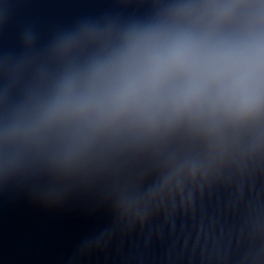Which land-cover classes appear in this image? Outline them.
<instances>
[{
  "label": "water",
  "instance_id": "water-1",
  "mask_svg": "<svg viewBox=\"0 0 264 264\" xmlns=\"http://www.w3.org/2000/svg\"><path fill=\"white\" fill-rule=\"evenodd\" d=\"M194 18L264 32V0H0V264H264V93L40 123L66 74Z\"/></svg>",
  "mask_w": 264,
  "mask_h": 264
},
{
  "label": "clouds",
  "instance_id": "clouds-1",
  "mask_svg": "<svg viewBox=\"0 0 264 264\" xmlns=\"http://www.w3.org/2000/svg\"><path fill=\"white\" fill-rule=\"evenodd\" d=\"M190 14V13H189ZM158 26L129 32L122 46L69 72L40 123L58 119L156 118L167 110L221 105L248 110L264 93V32Z\"/></svg>",
  "mask_w": 264,
  "mask_h": 264
}]
</instances>
